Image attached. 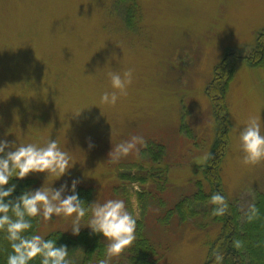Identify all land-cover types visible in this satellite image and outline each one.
Returning <instances> with one entry per match:
<instances>
[{
    "label": "rangeland",
    "instance_id": "1",
    "mask_svg": "<svg viewBox=\"0 0 264 264\" xmlns=\"http://www.w3.org/2000/svg\"><path fill=\"white\" fill-rule=\"evenodd\" d=\"M137 3L140 20L128 28L118 0H0V141L15 148L56 140L73 167L59 179L29 174L27 191L67 184L65 195H71L76 180L86 208L122 199L136 220L143 219L157 264H203L220 226L202 217L161 219L196 191V182L204 183L201 167L216 137L205 90L223 60L234 66L225 96L231 126L220 166L223 192L241 212L264 193V161L244 165L239 139L250 117L264 135V65L247 60L264 30V0ZM128 69L127 95L115 106L101 104L102 94L113 91L109 73ZM132 136L146 142L139 154L110 162L112 148ZM152 143L164 148L158 160L146 149ZM86 190L89 198L82 196ZM36 219L35 235L75 236L74 216ZM90 219L88 212L80 231L90 229Z\"/></svg>",
    "mask_w": 264,
    "mask_h": 264
},
{
    "label": "clouds",
    "instance_id": "2",
    "mask_svg": "<svg viewBox=\"0 0 264 264\" xmlns=\"http://www.w3.org/2000/svg\"><path fill=\"white\" fill-rule=\"evenodd\" d=\"M109 77L113 91L104 92L100 103L115 106L121 96L127 95V89L132 83V70L128 69L123 74L110 72ZM239 139L244 153V165H256L264 161V135L261 134V124L256 117L249 118ZM13 145L14 143L10 144L6 140L0 141V231L7 233L6 238L12 249L7 264H30L38 256L41 258L40 264H73L68 258L66 246L57 247L54 240H45L40 235H25L32 227L31 221L26 217L41 214L45 221L51 220L53 216H74L72 234L79 235L80 222L90 212L91 219L87 227L93 233L102 234L108 241L105 258L100 259L98 264H111L114 257H119L133 245L137 220L128 211L124 200L109 199L102 204L94 202L86 208L76 194V180L72 181L71 195H65L68 190L65 184L59 189L41 187L35 191L29 190L5 203V198L10 197L15 189V185L7 190L4 188L12 177L24 179L29 174L45 173L47 177L55 176L59 179L74 165L70 166L71 157L68 152L60 149L56 140L50 139L42 147L31 143L15 148ZM141 145H146L141 136H132L119 143L109 153L110 162L117 163L133 152L138 155V146ZM89 146L92 147L91 144ZM210 203L217 206L213 209V214H222L226 207L224 198L219 193L210 197Z\"/></svg>",
    "mask_w": 264,
    "mask_h": 264
},
{
    "label": "trees",
    "instance_id": "3",
    "mask_svg": "<svg viewBox=\"0 0 264 264\" xmlns=\"http://www.w3.org/2000/svg\"><path fill=\"white\" fill-rule=\"evenodd\" d=\"M118 2L125 6L122 11L124 26L128 28L136 26V22L140 20L141 16L137 0H118ZM247 60L251 66L264 65V30L258 34L255 49ZM233 72L234 66L223 60L220 65L214 68L212 80L205 90V94L212 104L216 125L215 141L201 167L203 182L207 185L208 191L204 190V183L196 182V191L165 210V216L161 222L167 223L169 219L175 217L179 222L187 223L202 217L219 225V233L216 239L210 243L203 264H264V229L260 228V224H264V193H258L252 205L241 212L237 204L226 199L220 177V166L228 145L231 126L228 120L225 96ZM153 145L156 146L154 143L147 144L146 149L152 153L154 159L158 160L162 156L164 148L158 145L156 146L157 150L153 151ZM144 152L146 153L145 150H143ZM122 177L125 176L122 174ZM30 184L29 180L11 178L9 184L4 188L7 190L15 185V189L10 197L5 198V203L15 200L26 192ZM214 193H219L224 198L226 207L222 214H213V209L217 206L210 203V197ZM82 196L89 198L90 190H86ZM161 203L160 206L165 207V203ZM9 215L12 214L9 213ZM26 219L31 221L32 227L25 235H35L36 217H26ZM205 225L206 223L199 224L201 228H204ZM6 237L7 233L0 231V264H7V258L12 252L10 242ZM49 239L54 240L57 247H67L68 258L73 261V264H98L100 259L105 258L106 242L104 237L102 234L93 233L91 229L80 231L79 235L74 237H69L62 232H55L45 238V240ZM125 252L126 256L117 264H157L160 255L144 234L142 218L137 220L136 240ZM40 261L41 258L38 256L30 264H40Z\"/></svg>",
    "mask_w": 264,
    "mask_h": 264
}]
</instances>
